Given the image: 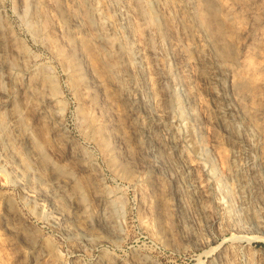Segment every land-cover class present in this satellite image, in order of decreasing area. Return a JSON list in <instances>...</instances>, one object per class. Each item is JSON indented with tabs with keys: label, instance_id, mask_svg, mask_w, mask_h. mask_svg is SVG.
Segmentation results:
<instances>
[{
	"label": "rangeland",
	"instance_id": "obj_1",
	"mask_svg": "<svg viewBox=\"0 0 264 264\" xmlns=\"http://www.w3.org/2000/svg\"><path fill=\"white\" fill-rule=\"evenodd\" d=\"M228 2L187 35L172 0H0V264H264V0Z\"/></svg>",
	"mask_w": 264,
	"mask_h": 264
},
{
	"label": "bare ground",
	"instance_id": "obj_2",
	"mask_svg": "<svg viewBox=\"0 0 264 264\" xmlns=\"http://www.w3.org/2000/svg\"><path fill=\"white\" fill-rule=\"evenodd\" d=\"M172 4H173L174 8L176 9V11L178 12L179 22H180V24L182 26V29L185 32V34H187V35H189L190 33L191 34H194L192 31H190L191 29H190L189 19L187 18V16L185 15V13L180 10V8H181V0H172ZM136 5L141 9L142 14L144 15V18L145 17L148 18V20H150L151 23L153 22V23H155L158 26L161 25V21H163V19L161 20L160 13L158 11L159 9L158 8L156 9V6H152L151 5V7H149V8L146 9V8L143 7L144 6L143 5V0H136ZM145 5L147 6V3ZM218 5H220L225 10H229L230 9V3L228 2V0H203V7L205 9L206 14L208 15V17H206L205 26H208V28L210 30H214L217 33H218V28L213 23V21H214L213 18H216L215 15H216V13L218 11ZM161 28H163V27H161ZM188 39L190 40V38H188ZM187 57H188L187 63L188 62L191 63L192 62V58H193L191 56V53H188ZM252 61H253L252 59L251 60H248V62H247L248 68H253L255 70H260V69H263L264 68V64H262V63L261 64H254V62H252ZM253 74H254V72H253ZM260 80H261V77L256 78L253 75L251 76L249 74L248 75H243V76H241L238 79V85L240 84L241 86L246 87V86L251 85L253 82H259ZM223 97H224V99L227 98L226 95H224ZM186 99H187V102H190L191 101L190 100L191 98H189V97L186 98ZM230 119L231 118L229 117L228 120H230ZM222 158H223V161H225V156H222ZM189 178L190 177H188V180H187V178L184 179V181H183L184 182V185L188 189L195 188L196 185L192 181H189ZM242 192H244V191H242ZM244 198L245 197H242L241 199L244 200V201H246Z\"/></svg>",
	"mask_w": 264,
	"mask_h": 264
}]
</instances>
